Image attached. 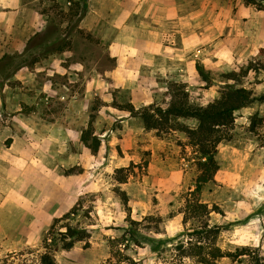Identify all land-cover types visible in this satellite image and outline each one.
<instances>
[{
  "label": "rangeland",
  "instance_id": "374dc122",
  "mask_svg": "<svg viewBox=\"0 0 264 264\" xmlns=\"http://www.w3.org/2000/svg\"><path fill=\"white\" fill-rule=\"evenodd\" d=\"M177 1L180 17L166 30L170 38L153 32L160 39L153 40L157 54L149 61L132 55L127 43L120 51L114 40L122 34L105 25L76 27L64 0L35 3L57 31L46 43L62 39L63 51L0 45V57L14 55L0 70V264H39L53 219L78 198L72 223L90 236L69 249L55 247L56 264H200L177 249L195 225L183 222L181 211L191 191L218 208L208 223L219 225L222 250L249 245L264 256V102L235 111L229 138L217 146L219 168L198 190L197 155L185 134L158 135L123 110L128 104L165 106L172 83L190 101L205 104L221 84L233 82L224 73L244 68L264 47V9L243 0ZM135 48L141 53V46ZM197 63L209 81L201 79ZM17 65L24 68L21 76ZM238 84L264 93V70L248 71ZM91 114V132L100 141L96 152L80 140ZM120 167H128L125 182L115 179ZM129 218L137 221L138 242L125 240L121 247L133 262L108 260L109 240L122 234ZM217 264L233 263L222 257Z\"/></svg>",
  "mask_w": 264,
  "mask_h": 264
},
{
  "label": "trees",
  "instance_id": "16d2710c",
  "mask_svg": "<svg viewBox=\"0 0 264 264\" xmlns=\"http://www.w3.org/2000/svg\"><path fill=\"white\" fill-rule=\"evenodd\" d=\"M243 1L246 5H252L259 10L264 9V0ZM64 2L67 4L66 16L74 19V24L78 27L80 19L87 10V0H64ZM56 32L54 24H45L41 31L35 32L28 38L25 50L44 44L46 54L63 51L66 43L62 39L46 43ZM13 56V54L3 53L0 57V70L9 63V60H12ZM20 67L21 65L15 66L14 72ZM196 68L202 80H210L202 65L197 63ZM250 70H264V47L259 48L255 59L248 60L244 68L239 71L224 73L223 76L227 81L233 80V82L221 84L218 95L205 104L190 101L184 88L180 84L172 83L168 89L169 101L165 106L149 103L143 107L134 108L131 104H128L123 110H126L129 115L138 116L144 128L153 129L158 135L173 130L185 134L188 144L194 148L197 155L196 167L198 173L195 178V190H198L206 182L213 179L219 168L217 146L221 141L229 138L228 130L234 123L235 111L251 106L256 102H264V93L255 94L253 90L238 84L239 79ZM181 119H194L196 124L190 126ZM93 120L94 115L91 114L88 126L80 133V140L92 152H96L100 141L99 138L92 135ZM255 120L254 115L251 117L250 129L254 128ZM116 171L118 174L115 179L118 182H125L129 175L128 167H120ZM123 171L126 172L123 173ZM79 208L80 198L69 210L53 219L42 239L44 250L39 256V264H56L55 247L69 249L74 242L85 241L89 238L90 232L87 228L72 223V218L78 214ZM216 209L218 208L215 206L209 207L207 203L200 201L194 191L189 193L181 210L183 222L191 220L195 225L187 233L189 236L186 243L181 242L177 246L180 257L195 258L196 262L200 264H217V261L222 257L229 258L233 264H264V256L255 247L245 245L236 247L232 251H225L216 244L220 227L217 224L209 225L208 223L209 213L214 210L219 211ZM84 212L87 213V210ZM127 222L128 226L123 228L122 234L109 240L108 260H112L114 257L117 262H120L122 258L129 259L123 253L126 245L124 241L133 240L135 243L138 242L135 228L132 227L137 221L129 218ZM57 223L59 225L55 227ZM122 245L124 247H121ZM129 261L130 263L133 262L131 259Z\"/></svg>",
  "mask_w": 264,
  "mask_h": 264
},
{
  "label": "crops",
  "instance_id": "0c3cea01",
  "mask_svg": "<svg viewBox=\"0 0 264 264\" xmlns=\"http://www.w3.org/2000/svg\"><path fill=\"white\" fill-rule=\"evenodd\" d=\"M38 1L0 0V45L10 46L11 51H20V47L23 48L31 35L44 28L45 15L35 6ZM180 10L177 0H87V10L78 27L93 30L105 25L115 35L122 34L114 40L120 51L130 45L132 55L149 61L157 54L154 41L158 42L160 39L159 35L153 38V32L158 30L162 38H170L166 30L176 25L174 23L180 17ZM116 29L119 30L118 33ZM135 33L143 37L137 40L134 38ZM125 34L131 39L122 40ZM135 46H141V53L137 51V47L134 49ZM120 53L117 55L119 59L123 56ZM22 69L24 68L18 69L16 74L21 76L25 73ZM22 150L21 154H25L28 149Z\"/></svg>",
  "mask_w": 264,
  "mask_h": 264
}]
</instances>
